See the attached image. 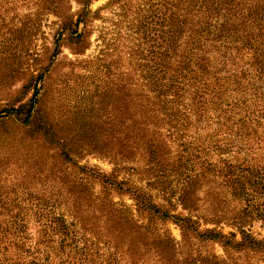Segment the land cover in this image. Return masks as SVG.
Masks as SVG:
<instances>
[{
    "label": "trees",
    "instance_id": "trees-1",
    "mask_svg": "<svg viewBox=\"0 0 264 264\" xmlns=\"http://www.w3.org/2000/svg\"><path fill=\"white\" fill-rule=\"evenodd\" d=\"M38 1L54 9L61 3ZM81 1L77 28L91 17L92 0ZM143 1L134 62L120 57L115 72L103 66V79L88 75L87 101L73 112L72 124L87 127L91 153L110 157L113 172L83 170L72 190L39 188L28 203L6 202L0 191V264H258L253 255L264 262V238L249 229L264 226V0ZM30 22L27 16L6 33L15 40ZM8 43L0 42V55ZM43 75L30 81L27 105L3 112L23 113L29 123ZM62 145L64 157L79 154ZM32 169L25 176H52ZM123 174L128 179L119 180ZM131 176L145 185H132ZM113 190L132 196L150 218L178 225L182 241L151 220L139 223L110 197ZM178 207L187 214L175 213ZM209 224L214 228L202 227ZM223 226L235 231L225 234ZM209 244L228 257L205 254Z\"/></svg>",
    "mask_w": 264,
    "mask_h": 264
},
{
    "label": "rangeland",
    "instance_id": "rangeland-1",
    "mask_svg": "<svg viewBox=\"0 0 264 264\" xmlns=\"http://www.w3.org/2000/svg\"><path fill=\"white\" fill-rule=\"evenodd\" d=\"M81 2L61 0L55 9V5L49 8L38 0L37 3L32 0L0 2V42H4V39L10 42L7 51L0 55V166H7L0 180V191L7 192V195L2 196L6 202H33L35 198L29 193L39 188L70 191L77 177L85 178L83 170L97 169L99 173L109 176L115 168L110 157L91 153L92 146L87 145V127L84 124L83 127L72 124L75 118L73 112L78 107L76 105L87 101V95L84 94L91 82L88 75L96 74L99 79H103V66L111 63L112 71L115 72L114 66L120 57L126 58V61L132 57L131 62H134V50L140 43L137 29L144 1L92 0L90 19L86 25L81 24L77 28L74 24L83 9ZM27 16L31 22L14 40L15 36L10 37L6 32L10 28L16 32L19 27L15 25L18 26ZM3 23L6 25L4 28ZM76 29L78 33H83L82 46L78 50L75 36H72ZM58 39L59 50L56 53ZM42 73L44 78L38 86V114L35 113L32 120L25 123L23 113L17 116L3 112L27 105L34 93L30 81ZM82 119L81 122H84ZM62 144H68L67 150L73 147L70 152L76 150L79 154L64 157ZM3 160L5 162L1 163ZM33 166L46 169L45 173H52V176L41 179L25 176V172L33 173ZM124 177L128 179L124 174L118 179L123 180ZM131 179L132 185H145L140 176H131ZM92 185L96 193L102 191L100 183L94 180ZM153 193L157 203H165L162 195ZM110 197L130 208L139 223L146 224L151 220L161 233L169 234L178 242L182 241V231L178 225L156 217L150 218L149 214L138 211L136 201L129 194L113 190ZM175 213L187 214L181 207ZM202 227L214 228L212 224ZM249 229L258 239L264 238L261 222H255ZM222 231L228 234L235 230L223 226ZM95 246L103 252L102 245L97 243ZM203 251L205 254L213 252L224 259L228 257L220 244H209ZM237 256L244 258V254ZM252 257L254 263L264 264L260 255Z\"/></svg>",
    "mask_w": 264,
    "mask_h": 264
}]
</instances>
